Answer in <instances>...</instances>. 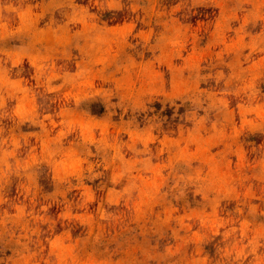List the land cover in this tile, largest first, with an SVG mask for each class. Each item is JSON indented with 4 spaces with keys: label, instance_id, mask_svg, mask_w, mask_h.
<instances>
[{
    "label": "clouds",
    "instance_id": "9594fccd",
    "mask_svg": "<svg viewBox=\"0 0 264 264\" xmlns=\"http://www.w3.org/2000/svg\"><path fill=\"white\" fill-rule=\"evenodd\" d=\"M0 264H264V0H0Z\"/></svg>",
    "mask_w": 264,
    "mask_h": 264
}]
</instances>
